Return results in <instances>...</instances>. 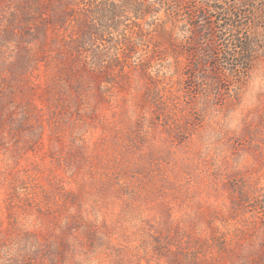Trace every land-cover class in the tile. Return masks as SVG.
<instances>
[{"label": "rangeland", "instance_id": "obj_1", "mask_svg": "<svg viewBox=\"0 0 264 264\" xmlns=\"http://www.w3.org/2000/svg\"><path fill=\"white\" fill-rule=\"evenodd\" d=\"M163 1L0 0V264H264V0Z\"/></svg>", "mask_w": 264, "mask_h": 264}, {"label": "trees", "instance_id": "obj_2", "mask_svg": "<svg viewBox=\"0 0 264 264\" xmlns=\"http://www.w3.org/2000/svg\"><path fill=\"white\" fill-rule=\"evenodd\" d=\"M238 1H239L241 4H245V3H247L249 0H238ZM181 2H183V0H164L163 3L165 4L166 9H167V10H165V11H170V12H174V13H175V11H176L175 9L178 8V4L181 3ZM238 14H239L240 16H243V15H241L240 13H238ZM238 14H236V16H239ZM240 16H239V17H240ZM89 30L91 31V33H94V31H95V29H93L92 27H91V28L89 27ZM87 33L89 34L88 29H87ZM83 35H84V32H83ZM82 41H85V39L82 40ZM85 47H86V46H84V43L76 42V43H75V52H76L78 55H80V54H82V53H85V50H84ZM246 48H247V45L244 47L245 51H246ZM244 49H243V46H242V47H241V50L244 51ZM209 58H210V57H209ZM245 59H246V58H243L242 61H241V60H238V63H240L241 65H243V60H244V62L247 61V59H246V60H245ZM203 60H205L208 64H209V62H210V59H203ZM93 61H94L95 65H97V66L101 65V59L96 58V59H93ZM216 63H217V61H216ZM209 65H210V64H209ZM216 66H219V64L217 63ZM213 68H216L215 65H213Z\"/></svg>", "mask_w": 264, "mask_h": 264}]
</instances>
